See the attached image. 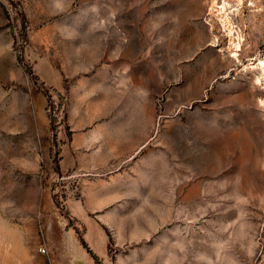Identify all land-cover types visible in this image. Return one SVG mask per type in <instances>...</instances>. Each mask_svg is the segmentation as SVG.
<instances>
[{"label":"rangeland","instance_id":"1","mask_svg":"<svg viewBox=\"0 0 264 264\" xmlns=\"http://www.w3.org/2000/svg\"><path fill=\"white\" fill-rule=\"evenodd\" d=\"M263 66L264 0H0V264H264Z\"/></svg>","mask_w":264,"mask_h":264},{"label":"crops","instance_id":"2","mask_svg":"<svg viewBox=\"0 0 264 264\" xmlns=\"http://www.w3.org/2000/svg\"><path fill=\"white\" fill-rule=\"evenodd\" d=\"M74 246L77 247V245ZM60 248L61 250L55 252L53 255L54 256V259L52 260L53 264H71V259L69 258L71 257L70 252H67V250H65V243H63L62 247ZM79 253L81 254L82 259L86 264H95L93 257L88 252L82 249L81 251H79Z\"/></svg>","mask_w":264,"mask_h":264},{"label":"trees","instance_id":"3","mask_svg":"<svg viewBox=\"0 0 264 264\" xmlns=\"http://www.w3.org/2000/svg\"><path fill=\"white\" fill-rule=\"evenodd\" d=\"M83 244H85V243L83 242ZM86 248H88V247H86ZM88 252H89L90 255H92V257H93V258L97 261V263L99 264V263H100L99 260H98L97 257L91 252V250H89Z\"/></svg>","mask_w":264,"mask_h":264},{"label":"bare ground","instance_id":"4","mask_svg":"<svg viewBox=\"0 0 264 264\" xmlns=\"http://www.w3.org/2000/svg\"><path fill=\"white\" fill-rule=\"evenodd\" d=\"M241 41H242V40H239V45H238V47H240V43H241ZM263 67H264V66H263Z\"/></svg>","mask_w":264,"mask_h":264},{"label":"built area","instance_id":"5","mask_svg":"<svg viewBox=\"0 0 264 264\" xmlns=\"http://www.w3.org/2000/svg\"><path fill=\"white\" fill-rule=\"evenodd\" d=\"M43 253L46 251L45 249H42Z\"/></svg>","mask_w":264,"mask_h":264}]
</instances>
